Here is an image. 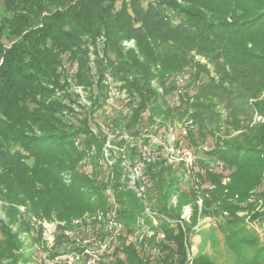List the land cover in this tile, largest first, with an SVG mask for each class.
<instances>
[{"label":"trees","instance_id":"16d2710c","mask_svg":"<svg viewBox=\"0 0 264 264\" xmlns=\"http://www.w3.org/2000/svg\"><path fill=\"white\" fill-rule=\"evenodd\" d=\"M117 2L3 0L0 197L29 204L38 215L55 214L68 220L105 209L113 196L125 231L134 232L143 202L128 187L122 158L105 167L103 146L109 136L114 144L129 142L119 155L137 162L149 145L148 133H158V116L171 118L179 113L194 120L181 139L195 147L186 146L199 149L212 161H224L231 172L223 183V173L203 159L197 163V157L189 173L184 162H168L164 151L156 163L143 164L142 181L155 208L176 219L184 206L192 208L185 227L164 225L167 236L178 245L174 252L165 244V262L183 264L194 226L201 217L217 215L213 228L225 234L227 248L236 257L234 264H264V242L238 215L248 210L252 219L264 218V207L256 210L257 199H264V121L254 120L255 112L264 115V0H157L146 5L141 0H123L119 7ZM100 36L105 37L103 56L97 44ZM132 38L134 46H123L125 39ZM195 54L208 63L197 60ZM66 58L75 70L67 68ZM184 72L190 78L185 86L168 83L170 75ZM106 73L122 81L129 110L104 114L111 105ZM153 79L163 92L152 85ZM77 86L85 89L89 103L82 102ZM98 112L104 114L102 121L94 118ZM92 120L97 134L91 129ZM119 134H128L130 140ZM76 139L85 147H96L91 161H85L86 152ZM209 139H214L211 147L202 150L200 142L206 144ZM30 160H34L32 166ZM81 161L93 177L82 170ZM124 173L126 179L120 182ZM104 174L106 180L101 177ZM109 181L120 185L116 194L105 186ZM206 182L214 187L203 188ZM14 206L7 210L10 223L19 224L17 232L0 219V264L4 260L21 264L33 258V252L25 250L22 232L31 235L33 244L48 249L41 231H32L28 221L16 216ZM217 242L214 238L213 244ZM126 243L125 238L111 252L114 262L104 264H145L136 244ZM56 250L49 249L52 258ZM193 264L218 263L199 250Z\"/></svg>","mask_w":264,"mask_h":264},{"label":"built area","instance_id":"2783aa9c","mask_svg":"<svg viewBox=\"0 0 264 264\" xmlns=\"http://www.w3.org/2000/svg\"><path fill=\"white\" fill-rule=\"evenodd\" d=\"M132 44L131 46H133ZM130 46V45H129ZM104 82L108 86L109 90V102L112 103L114 96L121 94L119 91H115L114 80L109 73L104 76ZM183 79L179 76L172 78L169 81L170 84H181ZM162 90V88H159ZM179 91H175V98H178ZM126 95V96H125ZM123 97L127 98L128 95L125 92ZM192 120L185 122L186 126H191ZM191 124V125H190ZM94 133H98V129L91 127ZM149 134V145L145 147L142 158L133 162L125 154L119 155L120 151H124L125 147L114 144L109 136L106 144V154H104L103 161H107L112 165L116 162L117 158H122V165L127 170L128 187L133 189L136 195L142 200L143 207L141 212L136 216V220L133 229L137 230L134 236L129 235L125 231V227L121 220L119 212V203L112 198L110 208L104 211H98L95 215L87 218H75L63 226L57 228L55 224H44L40 226V222L30 221V227L32 231H38L41 229L43 242L48 249L45 250V257L49 254V249L56 247V258L58 263L62 264H98L105 256L111 254V252L121 244L126 238V242H134L136 244L137 252L141 255V258L145 261V264H167V252H165L166 231L164 229L165 224L182 225L185 227L186 222H190L192 208L190 204L184 206L183 212L179 219L172 218L170 214L162 212L155 208L147 198V186L142 181L143 179V164L144 163H156L161 159V153L165 151L167 159L171 160V145L167 147L160 140L155 133ZM119 137L126 140H130L128 134H119ZM174 137V136H173ZM171 144V143H170ZM182 141H180V145ZM113 146L115 148H113ZM181 148V146H180ZM164 149V150H162ZM182 151L173 152L172 155H181V160L184 162L187 168H192L195 164L196 156L190 149L181 148ZM112 159V160H111ZM171 162V161H170ZM111 192V191H110ZM112 193V192H111ZM202 199L198 200L201 205ZM172 203L176 205L177 197L173 196ZM227 211L222 212L223 215H227ZM219 216H206L201 217L199 222L194 226L196 232H198L201 226L209 219L212 223L217 224ZM192 236V234H190ZM60 236V237H58ZM62 241L57 247L55 240ZM193 257L191 251L188 253L186 262L183 264H190Z\"/></svg>","mask_w":264,"mask_h":264},{"label":"rangeland","instance_id":"374dc122","mask_svg":"<svg viewBox=\"0 0 264 264\" xmlns=\"http://www.w3.org/2000/svg\"><path fill=\"white\" fill-rule=\"evenodd\" d=\"M122 1L123 0H118V2H117V6L118 7L122 3ZM128 1H130V0H128ZM156 1L157 0H141L142 4H144V5L148 4L149 2H156ZM4 15H5L4 3H3V0H0V18L3 17ZM134 42H135V40L133 38L129 39V40L125 39L122 42V44H123V46L127 47L129 45L131 46L132 44H134ZM104 43H105V37L104 36H100V37L97 38V44L99 46L98 49H99V53H100L101 56H103L102 49L104 47ZM88 45L90 47H92V46H94V43L89 41ZM195 55H196L195 58L197 60H199L200 62L208 63L206 58L202 57L199 54H195ZM68 62H70V61H68L67 58H66L65 65L67 66V68H69L72 71L75 70L76 67L75 66L72 67L71 65H69ZM91 65H93V62L91 63ZM209 66H210V64H209ZM70 67H72V68H70ZM93 72H96V68H94ZM212 74H214V72ZM176 76H179V77H181L183 79V82L181 83L182 86L186 85V83H187L186 81L190 82L189 73L188 72H184V73H181V74L170 75L169 76L170 79L169 78L167 79L168 83H169V81L172 80V78H176ZM112 78H113V76H112ZM113 80L115 81L113 89L115 91H119L121 94H118V95L114 96V99H112V103H110L111 105H107L106 106V108H105V112L106 113L104 112V114H107L108 116L113 114L115 111H119V110L127 111V110H129L128 109V104L126 102L127 98L122 96V95H125V92H126L125 89L126 88L125 87H123V88L121 87L122 81H120V79L119 80H115L113 78ZM152 85L157 87L159 92H163V88L161 87V85L158 83L157 80L153 79L152 80ZM159 88H162V90H159ZM75 90H76L77 93L82 95V102L88 101L87 98H86V95H85V89L82 86H77L75 88ZM254 99H251V102L254 101ZM178 100H179V98H177V102H178ZM88 103H89V101H88ZM107 112H109V113H107ZM99 113L100 112H98V115L94 116V118H97L98 120L102 121L103 117H104V114H99ZM107 115H105V116H107ZM180 115L181 114H179V113H175V114H173V116L171 118L158 116L159 124H158V128H157L158 130L156 131V132H158L156 134L159 137L158 140H160L167 147H169L171 145V160H170L171 162L170 161H168V162L173 163L174 165H178V164L182 163L183 161L181 160V158H182L181 155L182 154H180V155H172L173 152H178L179 150L182 151L181 148H185V149L188 148V149L192 150L191 148L186 146V144L188 143V139L183 141L181 138H183L185 133L187 132V127L188 126L185 125V122L188 121V120H192L191 124L193 125L194 124V120H193V118H187L186 116L184 118H182ZM254 120L255 121H264V115L260 114L258 112H255ZM96 124H97L96 121L92 120L91 125L94 128H97ZM236 132H232L233 133L232 135H234V133H236ZM222 134L224 135V133H222ZM213 140L214 139H209L206 144L203 143V142H200L199 146L203 147L202 150H204V151L209 150V148L212 145V141ZM76 141H77L76 144L80 147V150H83V151L86 152V156H85L86 160L85 161H87V162L91 161V159H93L94 154L96 153V147L92 146V147L88 148V147L84 146L83 141L81 142L80 139H76ZM180 141H182L181 145H180ZM106 144H107V141L105 142V144L103 146V153L104 154H106ZM126 144L129 145V142L128 143L127 142L126 143H122L121 146L125 147ZM189 145L191 146V144H189ZM180 146H181V148H180ZM191 147L194 149L195 146L194 147L191 146ZM113 148H115V147L113 146ZM162 150H164V149H162ZM194 151H195V153H194ZM194 151H193V153L196 154L195 155L196 159H197V157L199 159L197 161V163L200 162V160H202V159L205 160V161H208L209 166L213 170H215L216 172L223 173V175H224L223 183H226V182L229 181V174L231 172V169H230L229 166H226L224 161H221V160L212 161V159H210L209 157H205V154L200 152L199 149L194 150ZM164 153H165V151H164ZM104 162H105L104 165L107 168V165L109 166L110 164H108L106 160ZM33 164H34V160H30L29 163H28L29 166H32ZM79 166L82 168V170H85V172H89L90 171V170H87L88 168L85 167V164H84L83 161H81V163L79 162ZM198 167H199V164L197 165V168ZM192 170H193V168L187 169V172L191 173V172H193ZM88 174L91 177L94 176V175H92L91 172H89ZM106 174L102 175L101 177L107 176ZM122 178H123V180L119 179L120 182H122V181H124V179H126V173H124ZM104 180H106V177H105ZM105 186H107L108 189H111L109 191H111L112 194L113 193L116 194V191H118L120 189V185L116 186L114 184V182H110V181L107 182L105 184ZM202 187L203 188H212V187H214V185H212L210 182H206V183L202 184ZM262 188H264V184L262 185ZM112 198H114V197L112 196L111 200H112ZM250 200H252V199H250ZM257 201H258V204H257L256 210L257 211L258 210L259 211L263 210L264 199H262V198L261 199H257ZM12 205H15L13 208L15 209L16 216H18L19 218L21 217L22 220H26V221H28V223H30V221L36 222L38 220L40 222V226H43V223L44 224H50V225L56 223L55 226L57 228H59L60 225L63 226L65 224H67L68 222L72 221L75 218H87V217H90L91 214L95 215L98 211L106 212L111 206V205H109L105 209H97L95 211H87V212H84L81 215L72 217V218H70L68 220H62V219H59L55 214L53 216H51L50 218L48 216L38 215L37 213H35L34 210H31V208H29V204H25V203L18 202V201H15L14 203L13 202H8L6 199L0 197V219H3L6 224L10 223V218H11L9 216V210H7V207L8 206L10 207ZM201 205H202V202H201ZM201 205H200V207H201ZM119 212H120V208H119ZM238 215L239 216H244L247 228L250 229L251 231H254L255 233H257V235L259 236L261 241L264 242V218L263 219H252L251 215L248 214V210H240V211H238ZM135 220L136 219H134V222H135ZM10 225H11V227H12L14 232H17L19 230V224H13L12 225V223H10ZM214 225L215 224L212 223V221H210L208 219L207 222H205L200 228V231L201 230L203 231L202 233L199 234V232H200L199 231V232L192 233V236L190 235L191 242H190V244L186 243V252H185V259H184L185 262H186L187 255H188V253L190 251H191V255L193 257V260H191L190 264H193L194 263V258L196 256V254L198 253V251L199 250H203L205 252H208L213 258H215L218 264H234V262H235L234 260L236 259V257L227 248V245H226V242H225V234L222 231H220L218 229V227L217 228H213V227H215ZM176 228H178V225H176ZM133 230H134V232H128L129 235L134 236V233H136L137 230H135V229H133ZM38 231H41V229L38 230ZM32 234H34V233H32ZM41 234H42V231H41ZM21 236H22L21 240L24 241L23 243H24V246H25V250L33 252L32 253L33 258L30 259V261L25 262V263H21V264H57L58 263V262H56L57 258L55 257L56 254H57V250H56L55 255L53 256V258L50 256V254H47V256L45 257V255H46L45 250L46 249L43 248L42 244H36V243L33 244V242L30 239L31 235H29V234L27 235L25 232H22ZM58 237H60V236H58ZM166 238H167L166 240L168 241L167 244H169V246H168L169 251L171 250V251L176 252V250L178 248L176 240L174 238L173 239L169 238L167 236V233H166ZM214 238H216L217 241H218L216 245L213 244ZM43 241L44 240H43V236H42V242ZM55 242H56L55 246L58 247L61 244L62 241L59 238V239H56ZM125 245L127 246V243ZM168 249L165 246V249H164L165 252H167ZM137 254L141 257L139 252H137ZM120 256L124 258L125 257V253L122 252V254ZM114 260H115V257H112L109 254L108 257L105 256V258L102 261H100L98 264H104V262H107V261H109V263H112V262H114ZM3 262L5 264H11V260H4Z\"/></svg>","mask_w":264,"mask_h":264}]
</instances>
